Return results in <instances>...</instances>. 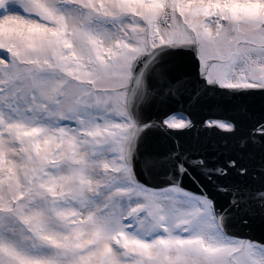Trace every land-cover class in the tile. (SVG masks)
Segmentation results:
<instances>
[{"label":"snow or ice","instance_id":"obj_1","mask_svg":"<svg viewBox=\"0 0 264 264\" xmlns=\"http://www.w3.org/2000/svg\"><path fill=\"white\" fill-rule=\"evenodd\" d=\"M0 264H264V0H0Z\"/></svg>","mask_w":264,"mask_h":264},{"label":"water","instance_id":"obj_2","mask_svg":"<svg viewBox=\"0 0 264 264\" xmlns=\"http://www.w3.org/2000/svg\"><path fill=\"white\" fill-rule=\"evenodd\" d=\"M222 103L224 104V106H225V107H227V106H228V102H227L226 100H225V101H223ZM173 107H177V106H176V105H173ZM178 110H179V108H178ZM201 115H203V113H201ZM220 199H221V202H223L224 198H223V197H221Z\"/></svg>","mask_w":264,"mask_h":264}]
</instances>
